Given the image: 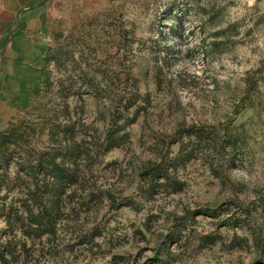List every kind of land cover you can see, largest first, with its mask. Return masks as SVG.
<instances>
[{
	"label": "rangeland",
	"instance_id": "rangeland-1",
	"mask_svg": "<svg viewBox=\"0 0 264 264\" xmlns=\"http://www.w3.org/2000/svg\"><path fill=\"white\" fill-rule=\"evenodd\" d=\"M41 9L0 55V133L30 132L0 169L2 248L31 264H264V0ZM73 143L77 182L33 206L58 226L41 240L8 229L29 195L22 151L58 165Z\"/></svg>",
	"mask_w": 264,
	"mask_h": 264
},
{
	"label": "trees",
	"instance_id": "trees-1",
	"mask_svg": "<svg viewBox=\"0 0 264 264\" xmlns=\"http://www.w3.org/2000/svg\"><path fill=\"white\" fill-rule=\"evenodd\" d=\"M130 105L131 104L126 102L125 109L128 110ZM112 114H114V112H112ZM52 128V137L56 135H62V137L66 139L71 137L70 132L72 127L70 128L69 125L59 126L55 124ZM20 129L21 125L11 124L6 131L0 133V150H2L0 169L3 167V169L8 170L13 164L14 152L11 149V145L14 146V150L20 149L19 144L27 133L30 134L29 131H25V135L23 133L21 134ZM57 131H59V134L55 135ZM189 136L191 137L192 134L190 133ZM201 138V134L194 133V140L201 141ZM69 145H71L70 142ZM72 146H74L72 147L73 150L67 151L58 165L53 162V160L56 159V155L54 154L55 151L43 155L41 154V156L37 158L30 148L22 151V162L18 164V166L15 164L17 167V178L22 176L26 180V194L29 195L23 200L22 207L15 208V206L11 204L6 209L7 211L4 217L8 224V229H13L12 231L16 229L22 230V234L26 238H32L34 240L35 238H39L41 240L51 229L58 226V221L61 219L60 214L57 213L58 210L52 208L48 210L38 209L37 211L33 206L37 203V199H39V201L42 200V195L39 196L38 194H57L55 198L57 200L59 194H64L65 191H67V187H70L71 190L74 182H77V175L69 168L70 164H68L69 155L78 151V148H75V143H73ZM110 146H112V144H109V147ZM63 147H68V144H63L62 148ZM7 174L6 172L1 178L0 184L6 183ZM152 175L155 176V172H153ZM39 177L44 178V183L42 185H40L41 179ZM54 203L56 205L57 201ZM12 246L13 244H11L10 241H6L3 248L1 246L0 264H31L28 260H21L19 256L15 254V251H12ZM22 246L23 249H25L26 243L24 242ZM114 264L119 263L114 262Z\"/></svg>",
	"mask_w": 264,
	"mask_h": 264
},
{
	"label": "crops",
	"instance_id": "crops-1",
	"mask_svg": "<svg viewBox=\"0 0 264 264\" xmlns=\"http://www.w3.org/2000/svg\"><path fill=\"white\" fill-rule=\"evenodd\" d=\"M48 0H0V55L25 30L40 22Z\"/></svg>",
	"mask_w": 264,
	"mask_h": 264
}]
</instances>
